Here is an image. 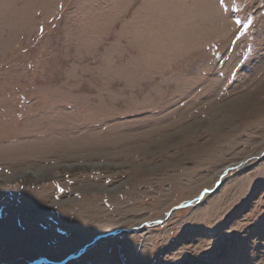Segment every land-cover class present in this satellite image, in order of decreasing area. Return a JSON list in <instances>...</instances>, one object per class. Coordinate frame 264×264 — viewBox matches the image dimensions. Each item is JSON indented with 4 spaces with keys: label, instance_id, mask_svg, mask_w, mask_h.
Instances as JSON below:
<instances>
[{
    "label": "rangeland",
    "instance_id": "1",
    "mask_svg": "<svg viewBox=\"0 0 264 264\" xmlns=\"http://www.w3.org/2000/svg\"><path fill=\"white\" fill-rule=\"evenodd\" d=\"M0 182V264H264V0H0Z\"/></svg>",
    "mask_w": 264,
    "mask_h": 264
},
{
    "label": "water",
    "instance_id": "2",
    "mask_svg": "<svg viewBox=\"0 0 264 264\" xmlns=\"http://www.w3.org/2000/svg\"><path fill=\"white\" fill-rule=\"evenodd\" d=\"M244 165V163H241L239 164L238 166L236 167H229V168H226L224 170V172L222 173L220 179H219V182L217 183L215 189H210V190H205L196 200L194 201H191V202H187L186 204L184 205H181V206H178L174 209H172L167 217L169 218L173 211H175L176 209H180V208H183V207H187V206H190L196 202H199L201 200H203L208 194H210L211 192L213 191H216L220 186L221 184L223 183V180L224 178L227 176V174L231 171V170H234L236 168H241L242 166ZM164 220H161V219H157L153 222H148V223H145V224H142L143 225H146V226H151V225H154V224H159V223H162ZM139 227H134V228H131V229H120V230H117V231H114V232H111V233H108V234H104V235H98L94 238V240L92 241L91 244H88L86 245L83 249H81L78 253L74 254V255H71L68 259H66L64 262H61V263H56V262H52V261H49L47 258L45 259H38L36 262H34L33 264H66L67 262H69L70 260L72 259H75V258H79L80 256H82L87 250L93 248L101 239H105V238H109V237H114L116 236L118 233L120 232H129V231H134L135 229H137Z\"/></svg>",
    "mask_w": 264,
    "mask_h": 264
},
{
    "label": "bare ground",
    "instance_id": "3",
    "mask_svg": "<svg viewBox=\"0 0 264 264\" xmlns=\"http://www.w3.org/2000/svg\"><path fill=\"white\" fill-rule=\"evenodd\" d=\"M223 172H224V170H223ZM24 173H25V175H29V176L34 177V178L37 177L40 174L39 171H30V172L29 171H25V172H23V174ZM41 258L45 259V257H41ZM18 264H25V263L24 262H19Z\"/></svg>",
    "mask_w": 264,
    "mask_h": 264
}]
</instances>
